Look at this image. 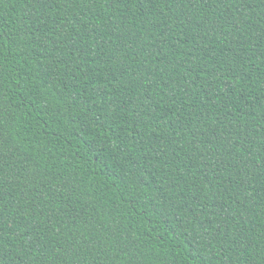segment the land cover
<instances>
[{"label": "trees", "instance_id": "trees-1", "mask_svg": "<svg viewBox=\"0 0 264 264\" xmlns=\"http://www.w3.org/2000/svg\"><path fill=\"white\" fill-rule=\"evenodd\" d=\"M0 264H264V0H0Z\"/></svg>", "mask_w": 264, "mask_h": 264}]
</instances>
